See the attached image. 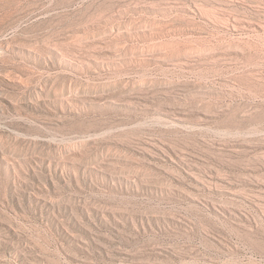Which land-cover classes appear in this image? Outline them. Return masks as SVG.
Masks as SVG:
<instances>
[{"label":"rangeland","instance_id":"374dc122","mask_svg":"<svg viewBox=\"0 0 264 264\" xmlns=\"http://www.w3.org/2000/svg\"><path fill=\"white\" fill-rule=\"evenodd\" d=\"M0 264H264V0H0Z\"/></svg>","mask_w":264,"mask_h":264}]
</instances>
